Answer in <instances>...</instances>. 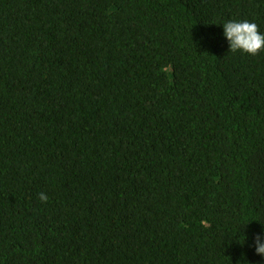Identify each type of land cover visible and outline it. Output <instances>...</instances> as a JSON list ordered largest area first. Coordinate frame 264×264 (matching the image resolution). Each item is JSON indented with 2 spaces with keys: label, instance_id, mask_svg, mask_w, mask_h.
I'll list each match as a JSON object with an SVG mask.
<instances>
[{
  "label": "trees",
  "instance_id": "16d2710c",
  "mask_svg": "<svg viewBox=\"0 0 264 264\" xmlns=\"http://www.w3.org/2000/svg\"><path fill=\"white\" fill-rule=\"evenodd\" d=\"M228 20L264 0H0V264H264V50Z\"/></svg>",
  "mask_w": 264,
  "mask_h": 264
},
{
  "label": "clouds",
  "instance_id": "9594fccd",
  "mask_svg": "<svg viewBox=\"0 0 264 264\" xmlns=\"http://www.w3.org/2000/svg\"><path fill=\"white\" fill-rule=\"evenodd\" d=\"M220 26H222V35L228 44L230 52L256 55L261 50H264V32L259 30L255 22L228 20L220 24ZM39 199L42 202H46L48 197L45 193L41 192L39 193ZM260 224L261 231L254 235L252 247L257 256L264 258V224Z\"/></svg>",
  "mask_w": 264,
  "mask_h": 264
}]
</instances>
